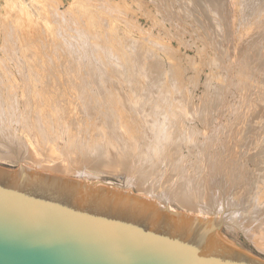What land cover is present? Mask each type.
Here are the masks:
<instances>
[{"label": "rangeland", "instance_id": "1", "mask_svg": "<svg viewBox=\"0 0 264 264\" xmlns=\"http://www.w3.org/2000/svg\"><path fill=\"white\" fill-rule=\"evenodd\" d=\"M262 49H264V0H0V92L3 93H0L1 99L6 100L2 96L4 95V91L9 92L10 89L8 88H12L13 90L11 91L13 92L17 89H25L24 91L27 92L26 88H22L23 83L30 81V83L34 84L32 85L29 83V86L26 83L28 85V89L29 87L30 89H35L36 87L37 89H40L44 81V89H40L39 92L41 94L48 92L53 96V98L50 97L52 99H50L51 102H47V105L49 104L48 106L51 110V113L56 112L53 111L55 109H58V111L64 110L59 112L57 111L58 114H55L57 117L53 115L55 122L60 123L58 124L61 125L62 130H64L70 123L71 126L69 125V128L71 130L73 129L74 125L78 126V129H75L74 131L72 130L75 134L71 131L72 134L75 135L73 137L74 142L76 143H73L75 146L70 145L72 150L71 153L75 152L74 147H78L79 145L82 146L76 148V155L69 153L71 150L66 154L80 159L84 156V149L82 148L87 142L89 144L91 143V151L94 153L95 150H97L95 144H97L98 147V143L96 141H98L100 144L101 140L99 141V139H101L102 137L105 138L106 136H108L106 138H108V141L111 142H109L110 144L117 145L120 143L122 145H128V142H131V144L135 145V141L133 140L135 139L136 142L138 141V143H141L142 146H146L147 144L149 146H154L155 148L154 144H156V142L160 139H163L164 135L168 133L174 126V120H172V110H174V105H172L173 103L171 102H173V99L178 100L179 103L184 100L182 102V107L185 106L183 103H187L189 105L188 107L192 109L193 112L195 111L194 114L197 118L196 123H198V125L196 123L195 125H193V130L195 131V133L197 131L199 133L201 132V129H199V125L202 126V124H199V117L197 115V113H199V116H203V118L206 117V119H209L211 129H208V133H211V131L213 130V135L214 138H216V143H218L219 145L221 141L222 143L225 142V146L222 147V149L219 151V153L222 154L221 156L220 154L218 156L226 157L227 153L229 155L233 154V152H239L238 156L241 158V161L237 160L241 164L235 161L236 159L231 158L229 160L228 171L231 170V173L233 175L230 172L226 174L228 175L227 178L232 177L233 179L235 175L238 176L240 175V172H242L240 175L241 177L233 180L231 179L232 181L228 179L235 184L226 183L228 186L225 183L221 185L217 184L212 192H215L214 190L219 192L217 193L215 201L213 200L214 204L209 205V207L213 206L215 210L207 211L208 214H205L203 217L212 219L222 218L224 222L219 229H215L212 226V222H210V228L213 231L214 235H216V237L220 239V241L224 244L229 245L232 248L255 257L261 261H264V250H262L261 247H257L245 235L246 228L243 227L244 219H241L242 223H240V219H230V213H232V210L234 212L243 210L244 212L248 211L247 214H249L250 218H252L253 220H257L256 215H259L258 213H260V210L255 211L254 207L258 209V201H260L259 199H264V197H260L264 196V191L262 189H258L260 188V186H262L261 183L264 179V111L261 110V114H259V112L261 111L250 114V112L248 113V109L244 108L245 105L242 104L239 99V94L241 93L239 91H242L244 89L248 90L249 86L254 88V90H252V88H249V90H252L250 91L251 93L264 91V75L257 76L253 69L248 68V63L246 62L250 56H253L252 54L254 52V55H256V53H260ZM248 51L253 53L249 54ZM245 53L249 54L246 55V59H244L245 57L243 56ZM241 69L243 70L242 72ZM23 76V81H21V77ZM255 76L259 77V79H256ZM83 77L84 79H86L83 80V82L86 81L85 84L79 79H83ZM25 78L30 79L29 81H25ZM7 79H9L10 82L12 81V83L8 82ZM172 79L174 82H172ZM16 80H19V82L17 81V84ZM32 80H36L37 82ZM38 80H41L40 83L38 82ZM88 80H90L91 82ZM20 81L21 84H19V88L18 83H20ZM70 81H73L71 84L72 86H75L76 89L77 86L80 85L81 87L78 86V89H81L80 91H82L83 94H90V91L91 94H94H90V96L87 95L86 98L88 97V100L84 99L81 92H73L76 89L72 86L70 87ZM75 82L79 83L77 84ZM8 83L11 84V86L9 85L10 87L8 86ZM174 83L175 85H173ZM15 84L17 86H15ZM86 84L88 86H86ZM124 84H127V87ZM256 84L258 86H256ZM13 86H15V89L13 88ZM32 86L34 87L32 88ZM105 86H107L108 88ZM148 86H150V88ZM173 86H175V88L177 89H174ZM109 87L111 90L109 89ZM169 87L173 88L170 89ZM72 88H74L75 90ZM37 89L35 90L38 92ZM84 89H89L87 91L88 93L85 92ZM116 89L118 90L115 91ZM178 89L180 90L177 91ZM119 90H121V92ZM129 90H131V92H128ZM144 90H146V92L148 91V93L144 92ZM42 91L46 92L42 93ZM105 91L108 92L106 93ZM136 91H138V93ZM25 92L23 93V95H28V93ZM151 92L154 93L151 94ZM171 93L174 94L175 98H173V95ZM49 94L47 96H51ZM95 94H98L99 97ZM104 94H110V97H106L108 95ZM100 95H102V97H100ZM66 97L69 99H67ZM121 97H129V99H121ZM22 98L23 96H21V94H19L16 98V101H18L17 103H19L20 105L19 109L25 106V104L26 107L28 104H30L28 105V107H32V109L34 110L36 106L39 105L40 107L38 106V108L36 109H40L42 107L41 105H43V103H40L41 105L39 104L40 97L36 98L37 100L34 98V101L33 98L29 99L31 98V96H28L26 99L23 98L26 101L27 99L31 102L33 101V105L30 101H27L28 103H24ZM77 99L82 100L81 102H78L80 100ZM143 99H146L147 101H143ZM35 100L37 101L36 103ZM120 100L123 101L121 102V104L119 103ZM85 101L87 105L83 104ZM104 101L107 103V106ZM135 101L139 102V104ZM8 102L10 101H7L6 104H8ZM88 103L90 106H88ZM123 103H131V105L126 104V107L132 109H126V107L122 106ZM118 104L120 105L118 106ZM134 104H136L138 107ZM77 105L79 106V108ZM116 105L118 106V108H116ZM5 106L7 105H4L3 107L6 109L4 110V112L6 113L7 111L8 115V111L10 109L7 110L8 106ZM67 106L69 109L67 108ZM74 106H76V108H78L79 110H77ZM80 106L82 108H80ZM86 106H88V108ZM111 106L115 107L116 110L115 108H108ZM157 106L159 107L157 108ZM168 106L172 107L168 108ZM210 106L212 107V109H209L211 108ZM84 107L87 109H85ZM197 107H199V111H197ZM144 108H146L148 111L146 110V112ZM202 108H204L205 110L203 109V111ZM88 109H90V112ZM109 109L113 110L109 111ZM137 109L139 110L136 111ZM153 109L156 111H154ZM159 109L164 110L159 112ZM235 109L237 114L235 113ZM122 110L126 111L127 113H124V111ZM170 110L172 111V113ZM75 111H79V116H76L77 114L75 113ZM163 111L166 114L168 113V115L169 113L171 114L168 116L163 113V116ZM13 112L17 113V111ZM112 112H114V114H118L114 115ZM138 112L140 113V115H136L139 114ZM51 113L50 116H52ZM82 113L85 114L82 115ZM129 113L133 114V116L135 114V116L133 117ZM141 113H144L145 115H141ZM155 114L161 115V118L159 119L161 123L158 122L159 125H157L159 127L163 126L161 128V131L159 127H156L157 123L151 126L152 123L155 122L148 118L149 116H156ZM7 115L4 117L2 116L3 119H5L4 122L6 121ZM117 115L119 116L117 117ZM245 115L248 117H246ZM63 116L68 118L71 117L72 121H69L70 119L66 120L68 123L70 122L68 124L65 120H63L65 119V117ZM142 116H147L149 120L145 117L144 119L151 121L150 126L149 124H147V122H145V120H142ZM77 117H79L78 119L81 120H73ZM129 118L135 119L129 120ZM246 118H251L252 121L251 119L249 120ZM260 118L261 120H259ZM9 119L11 120V118ZM59 119L61 120V122ZM237 119L239 121H237ZM254 119H256L257 122L258 120L260 121L259 123H257L259 124L258 126H256V120ZM120 120L123 124L120 122ZM134 120L137 122H135ZM9 121L7 120V123L3 122L4 124H2V126L4 127L0 125V130H3V128L5 129V131L3 130V132L0 131L1 168L15 171L19 168L20 165H23V163L26 162L23 166L29 169H32L34 166L35 169L38 170V172H41L43 174L72 178L76 181H93L97 182V185L101 187H104L106 189L111 188L123 193L128 191L125 183L126 176H124L127 172L126 170H121L118 167H113L109 170L103 169L104 171L101 169L100 171V168H96L97 170H95L94 166V168L91 169L92 167L85 164L86 161L82 162L84 160H81L76 163L81 165V169L79 168V171L66 173L65 175L59 174L61 171L59 170L61 168L59 167V164L60 162H62V160H65L66 154H54V157H56L54 159V157L49 154L50 152L47 155L48 151L46 152L44 150L45 148L43 147L41 149V152L45 151L43 154L47 156H43V154L40 155L41 152H35L34 150L36 144L39 143L38 141L36 144L33 142L36 140L35 137L29 135L27 131H23V129L25 128H23L21 125L18 124V126L17 124H15V122L11 123ZM75 122H77L78 124ZM142 122H145V124H140ZM62 124L64 125L62 126ZM222 124L224 127L222 126ZM132 125L138 128L137 132L139 134L136 132V128H132ZM144 125L146 129L145 127H143ZM242 125L245 126L242 127ZM141 126L143 128H141ZM154 127L156 130L153 129ZM167 127L168 129H166ZM21 128L23 129L21 130ZM69 128L67 127V131L70 130ZM225 128L230 130L227 131ZM215 129L218 130L215 131ZM76 130H80V132L78 131V135ZM139 130L141 133L139 132ZM143 130H148V132H144ZM237 130L238 134L233 132ZM242 130L244 131L241 132ZM104 131H106V135ZM23 132L25 133L23 134ZM226 132H228L229 135L234 133L235 134L230 135V138L224 139L223 134H227ZM3 133H5V135ZM144 133L145 135H143ZM195 133L194 135H196ZM63 134L67 136L66 132ZM152 134L154 135L152 136ZM253 134L258 136H255ZM238 135L240 136L238 137ZM65 136L63 137L67 140V137ZM76 136L78 138H81L78 139L76 138ZM202 137L203 136H200V141L203 140V142H207L208 139L206 140L204 137V139ZM218 137H223V140L218 141ZM249 137H255L256 139H251ZM33 138L35 140H33ZM231 138L234 140H232ZM78 140L79 143H77ZM188 140L190 141V139ZM227 140H229V142ZM231 140L235 141L233 142L234 144ZM84 141L86 143H84ZM121 141L124 143H121ZM23 142L27 143L25 144ZM60 142L61 145L62 141ZM237 142L239 144H237ZM182 144L185 143L182 142ZM228 144L231 145H229L228 147ZM38 147H40L39 144L37 148ZM158 147L159 145L157 144L156 151H154V148L152 150L155 154L154 159L158 158L162 153L159 152ZM29 148L32 150L29 151L30 153L27 152ZM213 149L214 148L212 147V151L205 154H203L202 151H188L184 148L177 151L178 154H176L177 152L175 153L177 155V157L175 158L179 160L177 161V168L179 169L180 173L178 172L179 175L177 173L175 175L178 177V179L175 176L173 178L177 179L178 183H183L186 177L188 178L192 175L193 178L196 176L197 179L201 178L202 180L200 179L199 181H203L202 183L194 180L195 183L193 185H195L194 189L197 190V194L202 193L201 196H203V193H206L208 187L206 182H204L205 180L203 178V175L205 177V172L207 170H209L213 166L214 168L216 167V165L214 164L215 162L216 164H219L221 162L220 157L214 156V153H212L214 152ZM32 152L34 157H36L38 160L34 161L30 159L33 157H31ZM27 153H29V156H26L28 155ZM77 155H79L80 157ZM48 156H51V158ZM217 158L220 161H218ZM47 159H50V161L44 162V160ZM19 160L23 162H19ZM180 160H182V162H180ZM38 161L39 163H36ZM150 161L153 160L150 159ZM80 162H82L83 164ZM154 162L156 164L150 167V174L148 173L146 177H143L141 179L142 183L140 184V186L141 188L148 190H152L153 188L151 187L154 186L155 188L157 186L155 189L156 191H159V186H161L160 183L164 180L163 178H165V174L163 172H160L162 165L161 159ZM202 163H204L205 165ZM209 163L214 165L211 166ZM84 164L87 166H85ZM184 165L186 168H184ZM231 165H233V168ZM70 166L71 164H69V167L67 168H70ZM55 167H58L59 169ZM154 167H156V169ZM51 168L54 171L57 169L58 173L49 171ZM157 168L159 171L157 170ZM196 168L197 170H195ZM184 169H186V171ZM232 170L236 172L235 175ZM229 175L231 177H229ZM236 180H238V182H236ZM155 183L157 185H155ZM199 184H202V186L204 185L203 187H205L206 191H204L205 189L203 187H200L201 185L199 186ZM256 185L260 186L255 187ZM238 188H240V190ZM200 189H202L203 192H201L202 190ZM227 189L229 190L228 193ZM234 190L237 192H235ZM260 190L263 191V194H261L262 191ZM130 191V194L133 195H137L139 192L135 186H132ZM259 192L261 195L259 194ZM255 193L256 196L254 197ZM258 195L260 196L258 197ZM231 196H235V198H231ZM238 196L240 197L237 198ZM171 197H173L172 194ZM248 197H250V199L247 200ZM251 197H253V199ZM171 199H166L164 197L163 199L158 201L155 199H150L149 201L160 205H165L169 208V210H174L175 212L185 213L189 215L184 205H181L174 201V197ZM227 200H229L228 202L230 203H228ZM239 200L243 202H239ZM255 204L256 206H254ZM221 205H223V208L219 211V209L222 207ZM250 206L252 207V210ZM213 211H215V213ZM236 222L239 223L237 224ZM233 224V228L235 229L230 230L228 227L229 225L232 226ZM215 230H218L217 232L219 235L215 232Z\"/></svg>", "mask_w": 264, "mask_h": 264}, {"label": "water", "instance_id": "2", "mask_svg": "<svg viewBox=\"0 0 264 264\" xmlns=\"http://www.w3.org/2000/svg\"><path fill=\"white\" fill-rule=\"evenodd\" d=\"M222 218L0 167V264H264L222 243Z\"/></svg>", "mask_w": 264, "mask_h": 264}, {"label": "bare ground", "instance_id": "3", "mask_svg": "<svg viewBox=\"0 0 264 264\" xmlns=\"http://www.w3.org/2000/svg\"><path fill=\"white\" fill-rule=\"evenodd\" d=\"M216 5V4H215ZM215 5H214V7H215ZM250 8V7H249ZM215 9V8H214ZM245 12V11H244ZM243 14V13H242ZM241 14V15H242ZM181 15V14H180ZM172 16V15H171ZM245 18V17H244ZM258 18V17H257ZM174 39H175V37H174ZM113 42V41H112ZM249 50H251V49H249ZM247 51V50H246ZM244 53V52H243ZM248 53L250 54H252L253 52H249L248 51ZM255 53V52H254ZM254 53L252 54L253 56H250L248 59H247V63H248V68H250V69H253V71L255 72V74L258 76V75H264V49H262V51H260V53H256V55H254ZM249 54H242L245 58L244 59H246L247 58V56L246 55H249ZM241 56V55H240ZM178 59V58H177ZM238 59V58H237ZM242 62V61H241ZM172 63H174V62H172ZM239 63V62H238ZM242 66V65H241ZM244 67H245V65H244ZM238 68V67H237ZM244 69V68H243ZM243 70L241 69V72H242ZM249 71H251V70H249ZM246 72H247V70H246ZM254 72H252V73H254ZM244 73V72H243ZM245 75H247V74H245ZM249 75H251V74H249ZM25 76V75H24ZM24 76L23 77H21L22 78V80L21 81H23V78H24ZM30 76V75H29ZM75 76V75H74ZM87 76V75H86ZM89 76H91V75H89ZM37 77V76H36ZM41 77V76H40ZM39 77V78H40ZM76 77H77V75H76ZM149 77V76H148ZM179 77V76H178ZM256 77V76H255ZM33 78H34V76H33ZM259 79V77H256V79ZM29 79L30 78H25V81H29ZM60 79V78H59ZM64 79V78H63ZM72 79V78H71ZM82 82H83V80H86V79H84V77H83V79L82 78H79ZM93 79V78H92ZM95 79V78H94ZM101 79V78H100ZM107 79V78H106ZM114 79V78H113ZM180 79V78H179ZM178 79V80H179ZM254 79V78H253ZM53 80V79H52ZM54 80H55V78H54ZM261 80V79H260ZM7 81L8 82H10V80L9 79H7ZM17 81L19 82V80H16V84H17ZM21 81H20V83H18V87L20 88V86H19V84H21ZM24 81V82H25ZM32 81H36V80H32ZM40 81L41 80H38V82L40 83ZM47 81V80H46ZM79 81V80H78ZM80 81V82H81ZM88 81H90V80H88ZM176 81V80H175ZM254 81V80H253ZM264 81V80H263ZM13 82H15V81H13ZM37 82V81H36ZM73 81H70V87L72 86V83ZM86 82V81H85ZM85 82H83L84 84H85ZM91 82V81H90ZM110 82V81H109ZM172 82H174L173 81V79H172ZM10 83H12V81L10 82ZM29 86H30V84H32V83H30V81L29 82H26ZM26 83H23L22 85H23V87L22 88H26V90H27V92H25L23 89H17V90H14V92L13 91H11V90H13L12 88H8V89H10L9 90V92H6V91H4V95L2 96V97H4L7 101H10V102H8V104H6L7 103V101L6 100H4V99H1L0 98V125L2 126V124H4L7 120L9 121L10 119L9 118H11V120L9 121V122H15V124H19V125H21L23 128H25V129H23V128H21V130L23 129V131H27V133L29 134V135H32V137L34 136L35 137V139L33 138V140H35V141H33L35 144L37 143V141L39 142L38 144L40 145V147H38L37 148V146H38V144H36V146H35V152H41V149L44 147L45 149V151L47 152V155H48V153L50 154V155H52L53 157H54V154H57V153H59L58 155H60V154H62V153H67V152H69L70 150H71V147H70V145L72 146V145H74L73 143H75L74 142V137L73 136H75L74 134V130L75 129H78V126H75L74 125V127H76V128H74L73 127V131L69 128V125L71 124L70 122V124L66 121V120H69V121H72L71 120V117H65V116H63V117H65V119H63V120H65L69 125H67L66 126V128H65V126H64V130H62V127H61V125H59L58 123H56L55 122V119L53 118V115H55L56 113H57V111H58V109L56 110L55 108L57 107L56 105H58V104H60V103H62V102H60V103H58V104H56L55 106V110H53V111H56V112H53V113H51V110H50V108H49V104L47 105V102H49L50 101V97H52L53 98V96L51 95V94H49L48 92V94L49 95H51V96H47L48 94L47 93H44V94H41L39 91H40V89L42 90V89H44L43 87L45 86V83H44V81H43V85L40 87V89L38 88L37 89V87L35 88V89H37L38 90V92L35 90V89H30V87H29V89H28V85L26 84ZM30 83V84H29ZM39 83H36V84H39ZM52 83H54V82H52ZM63 83V82H62ZM68 83V82H67ZM75 83H77V82H75ZM74 83V84H75ZM79 83V82H78ZM77 83V84H78ZM106 83V82H105ZM122 83V82H121ZM130 83H132V82H130ZM255 83V82H254ZM5 84H6V81H5ZM15 84V86H17ZM34 84V83H33ZM32 84V85H33ZM57 84V83H56ZM111 84V83H110ZM109 84V85H110ZM172 84V83H171ZM180 84H182V83H180ZM252 84V83H251ZM2 85V84H1ZM11 86V84H9L8 83V86ZM108 85V84H107ZM125 85V84H124ZM127 85V84H126ZM125 85V86H126ZM133 85V84H132ZM173 85H175V83L173 84ZM9 86V87H10ZM15 86H13V88L15 89ZM52 86V85H51ZM78 86H80V85H78ZM77 86V89H76V87L75 86H72V87H74V88H72V89H74L75 91H73V92H81V94H83L82 93V91H80L81 89H78L79 87ZM86 86H88L87 84H86ZM102 86V85H101ZM142 86V85H141ZM145 86V85H144ZM171 86V85H170ZM256 86H258L257 84H256ZM1 87V86H0ZM7 87V86H6ZM34 86H32V88H33ZM47 87V86H46ZM50 87V86H49ZM53 87V86H52ZM51 87V88H52ZM81 87V86H80ZM105 87H107V86H105ZM111 87V86H110ZM110 87H109V89H110ZM117 87V86H116ZM121 87V86H120ZM127 87V86H126ZM149 88H150V86H148ZM174 87V89H177V88H175V86H173ZM173 87H171V88H173ZM247 87V86H246ZM263 87V86H262ZM5 88V87H4ZM3 88V89H4ZM85 88H87V87H85ZM108 88V87H107ZM106 88V89H107ZM114 88V87H113ZM136 88V87H135ZM170 88V87H169ZM170 88V89H171ZM245 88V87H244ZM249 88L251 89L252 87H250L249 86ZM249 88H248V90L247 89H244V90H240L239 92H241L240 94H239V99H240V102L242 103V104H244L245 105V107L244 108H247L248 109V113L250 112V114H254L255 112H259V111H264V91H261V92H258V93H254V92H250V91H252V90H254V88H252V90H249ZM83 89V88H82ZM154 89V88H153ZM156 89V88H155ZM173 89V90H174ZM240 89V88H239ZM242 89V88H241ZM257 89H259V88H257ZM47 90V89H46ZM77 90H79V91H77ZM85 90V92H87L89 89H84ZM83 90V91H84ZM91 90V89H90ZM108 90V89H107ZM111 90V89H110ZM118 89H116L115 91H117ZM161 90V89H160ZM180 89H178L177 91H179ZM188 90V89H187ZM236 90H237V88H236ZM260 90H262V89H260ZM29 91V92H28ZM34 91H36V92H34ZM94 91V90H93ZM97 91H99V90H97ZM101 91H103V90H101ZM120 92H121V90H119ZM142 91H143V89H142ZM150 91V90H149ZM162 91V90H161ZM176 91V90H175ZM174 91V92H175ZM256 91V90H255ZM12 92V93H11ZM15 92H17V93H15ZM28 93V95H26V96H24L23 95V93ZM30 92H32V93H30ZM43 92H46V91H42V93ZM84 92V93H85ZM106 92V91H105ZM104 92V93H105ZM108 92V91H107ZM106 92V93H107ZM113 92V91H112ZM123 92V91H122ZM128 92H131V90H129ZM137 93H138V91H136ZM144 92H146V90H144ZM188 92V91H187ZM0 93H2V92H0ZM34 93H36V94H34ZM37 93H40V94H37ZM88 93V92H87ZM90 94H91V91L89 92ZM111 93V92H110ZM125 93H127V92H125ZM125 93H123V94H125ZM146 93H148V91L146 92ZM152 93H154V92H151V94ZM3 94V93H2ZM1 94V95H2ZM19 94H21V96H23V98H27L28 96H31V98H29V99H32L33 98V101H34V98L36 99V98H39L40 97V102H39V104L41 103H43V105H41L42 107L40 108V109H36V108H38V106H36V108H35V110L34 109H32V107H28V105H30V104H28L27 105V107H26V104H25V106H23L22 108H20L19 109V107H20V105H19V103H17L18 101H16V98L18 97V95ZM29 94H31V95H29ZM46 94V95H45ZM53 94V93H52ZM69 94V93H68ZM86 94V93H85ZM83 94V98L84 99H87L86 98V96L88 95V96H90V94ZM92 94H94V93H92ZM91 94V95H92ZM98 94H99V92H98ZM98 94H95V95H97L98 97H99V95ZM101 94V93H100ZM114 94V93H113ZM119 94V93H118ZM172 94V93H171ZM179 94V93H178ZM193 94V93H192ZM36 95H38V96H36ZM104 95H108V94H104ZM110 95V94H109ZM106 96V97H110V96ZM143 95V94H142ZM150 95V94H149ZM155 95V94H154ZM165 95H167V94H165ZM173 95V98H175V96H174V94H172ZM176 95V94H175ZM188 95V94H187ZM64 96V95H63ZM66 96H68V95H66ZM71 96V95H70ZM69 96V97H70ZM75 96V95H74ZM85 96V97H84ZM116 96V95H115ZM129 96V95H128ZM148 96V95H147ZM152 96V95H151ZM150 96V97H151ZM156 96V95H155ZM171 96V95H170ZM56 97V96H55ZM58 97V96H57ZM100 97H102V95H100ZM104 97V96H103ZM111 97H112V95H111ZM136 97V96H135ZM150 97H149V99H150ZM161 97H162V95H161ZM177 97V96H176ZM182 97H184V96H182ZM192 97H193V95H192ZM192 97H190V98H192ZM22 98V100L24 101V103L25 102H27V101H30V100H28L27 99V101L25 100V99H23ZM59 98V97H58ZM67 98V97H66ZM75 98V97H74ZM82 98V99H83ZM91 98V97H90ZM90 98H89V100H90ZM125 98H127V99H129V97H125ZM125 98H123V97H121V99H125ZM133 98V97H132ZM138 98V97H137ZM157 98V97H156ZM172 98V99H173ZM60 99V98H59ZM67 99H69V98H67ZM82 99H77V100H80V101H78V102H81V100ZM83 99V100H84ZM98 99V98H97ZM100 99H102V98H100ZM108 99V98H107ZM113 99V98H112ZM116 99V98H115ZM120 99V98H119ZM152 99V98H151ZM168 99V98H167ZM176 99H179V98H176ZM186 99V98H185ZM217 99V98H216ZM238 99V98H237ZM6 101V102H4V101ZM20 100V99H19ZM37 100V99H36ZM35 100V103L37 102ZM52 100V99H51ZM61 100V99H60ZM88 100V99H87ZM141 100H142V98H141ZM157 100V99H156ZM164 100V99H163ZM22 101V102H23ZM32 101V102H33ZM69 101V100H68ZM74 101H75V99H74ZM97 101V100H96ZM103 101V100H102ZM109 101V100H108ZM112 101H114V100H112ZM143 101H147L146 99H143ZM143 101H141V102H143ZM160 101H161V99H160ZM172 101V100H171ZM184 100H182V102H183ZM31 102V101H30ZM29 102V103H30ZM31 102V103H32ZM51 102V101H50ZM54 102V101H53ZM77 102V101H76ZM76 102H74V103H76ZM88 102V101H87ZM90 102V101H89ZM99 102V101H98ZM117 102V101H116ZM121 102H123L122 100H120V104H121ZM131 102H133V101H131ZM135 102H137V101H135ZM150 102V101H149ZM182 102L181 103H179V101L178 100H175V99H173V102H171V103H173L172 105H174V110H172L173 111V113H172V111H171V113L173 114L172 116H173V119L172 120H174V123H173V128L168 132V133H166L165 135H164V137H163V139H160L159 141H157L156 142V144H154L155 145V148H154V146H149V145H147L146 144V146H142L141 145V143L139 144L138 143V141L136 142V140L135 139H133L134 141H135V145H133V144H131V142H128L129 144L127 145H122V144H120L118 141V143L119 144H110L111 142L110 141H108V138H106V137H108V136H106L105 138L104 137H102L101 139H99V141H100V144H99V142L98 141H96L97 143H98V147H97V144H95V146H96V149L97 150H95V152L93 153L92 151H91V143L89 144L88 142L86 143L85 141H84V143H86L85 144V146L82 148V149H84V156L83 155H81V156H83V157H81V159L80 158H77V157H72V156H70V155H68V154H66V156H65V160L63 161L62 160V162H60V166L59 167H61L60 169L58 168V167H55V168H58L59 170H61L60 171V173L59 174H63V175H65L66 173H70V172H74V171H79V168L81 169V165L80 164H76V163H78L79 161H81V160H84V161H82V162H85V164H87V165H89L90 167H92L91 169H93L94 167H95V170H97V169H99L100 171H101V169L103 170H109V169H112L113 167H118V168H120L121 170H126V175H124V176H126V178H125V183H126V187H127V189H128V191L127 192H125V193H123V192H119V191H116V190H114V189H111V188H104V187H101L104 191H106V190H108V191H111V192H115V193H119V194H122V195H126V196H130V197H132V198H135V199H138V200H141V201H144V202H147V203H149V204H152V205H154V206H157V207H159V208H162V209H165V210H169V208L167 207V206H165V205H160V204H157V203H154V202H152V201H149L150 199L152 200V199H155V200H161V199H163L164 197L166 198V199H171V198H173L174 197V201H176L177 203H179V204H181V205H184V207H186L185 209L188 211V213H189V215H195V216H197V217H202V218H204L203 216L205 215V214H208V212L207 211H212V210H215L214 208H213V206L211 207H209V205H213L214 204V201H215V198L217 197V193L219 192V191H216V190H214L215 192H212V190L217 186V184H219V185H221V184H223V183H227V184H235L234 182H231L233 179H236V178H238V177H241L240 175H241V173L242 172H240V175H238V176H236L235 174H236V172L234 171V170H232V172H234V175L236 176H234V178L232 179V177L230 176L232 173H231V170L230 171H228L229 170V168H228V163H229V160L232 158V159H236L235 161H237V160H239V161H241V158L238 156L239 155V152H233V154H229L228 155V153L226 154V157L225 156H222V157H220L221 156V154L222 153H219V151L222 149V147H224L225 145H224V143L225 142H223L222 143V141L220 142V144L218 145V143H216V138H214V135H213V130L211 131V133H208L209 131H208V129L211 127L210 126V123H209V119H206V117L205 118H203V116H199V113H197V115H198V117H199V119H198V121H199V124H202V126H200L199 125V129H201V134L197 131L196 133H195V131L193 130V125H195V123H196V116H195V114H194V112H193V110L192 109H190L188 106V104L187 103H183L185 106H183L182 107ZM238 102V101H237ZM28 103V102H27ZM34 103V104H35ZM104 103H106L105 101H104ZM103 103V104H104ZM138 104H139V102H137ZM147 103V102H146ZM154 103H155V101H154ZM192 103V102H191ZM190 103V104H191ZM38 104V103H37ZM36 104V105H37ZM70 104V103H69ZM78 104V103H77ZM79 104H81V103H79ZM83 104H85V105H87L86 104V101L83 103ZM92 104V103H91ZM111 104V103H110ZM120 104H118V106L120 105ZM126 104H129V105H131V103H123V107H126ZM143 104V103H142ZM4 105H7L8 106V108H7V110H9L8 111V115H7V111H6V113L4 112V110H6L5 108H3L4 107ZM32 105H33V103H32ZM76 105V104H75ZM102 105V104H101ZM105 105V104H104ZM135 106H137L136 104H134ZM162 105H163V103H162ZM167 105V104H166ZM166 105H164V106H166ZM171 105V104H170ZM239 105V104H238ZM7 106H5V107H7ZM78 106V105H77ZM88 106H90L89 105V103H88ZM88 106H86L87 108H88ZM97 106V105H96ZM106 106H107V103H106ZM109 106V105H108ZM117 106V105H116ZM118 106L116 107V108H118ZM134 106V107H135ZM194 106H196V105H194ZM26 109H25V108ZM35 107V106H34ZM40 107V106H39ZM61 107V106H60ZM75 108H76V106H74ZM82 107H83V105H82ZM81 106H80V108H82ZM103 107H105V106H103ZM138 107V106H137ZM159 106H157V108H158ZM170 107H172V106H168V108H170ZM199 107H201V106H199ZM199 107H197V111H199L198 109H199ZM211 107V106H210ZM239 107H241V106H239ZM249 107V108H248ZM27 108H29V109H27ZM63 108V107H62ZM61 108V109H62ZM67 108H68V106H67ZM78 108H79V106H78ZM78 108H76L77 110H79ZM85 108V107H84ZM87 108H85V109H87ZM108 108H115V107H113V106H111V107H108ZM107 108V109H108ZM116 108H115V110H116ZM128 107H126V109H127ZM140 108V107H139ZM147 108V107H146ZM146 108H144L145 109V111L147 110ZM164 108V107H163ZM232 108V107H231ZM237 108V107H236ZM30 109H32V110H30ZM66 109V108H65ZM69 109V108H68ZM71 109V108H70ZM84 109V110H85ZM103 109V108H102ZM125 109V110H126ZM129 109H132V108H128V110ZM143 109V110H144ZM196 109V108H195ZM204 108H202V110H203ZM209 109H212V107L211 108H209ZM36 110H38V111H36ZM82 110V109H81ZM89 110V112H90V109H88ZM110 110H113V109H109V111ZM127 110V111H128ZM139 109H137L136 111H138ZM154 110V109H153ZM162 110H164V109H162ZM161 109H159L158 111L160 112V111H162ZM166 110H168V109H166ZM205 110V109H204ZM203 110V111H204ZM239 110H240V108H239ZM246 110V109H245ZM10 111H12V112H10ZM13 111H17V113H14ZM50 111V112H49ZM59 111H64V110H59ZM58 111V112H59ZM71 111V110H70ZM122 111H124V110H122ZM132 111V110H131ZM136 111H134V112H136ZM144 111V112H145ZM148 111V110H147ZM146 111V112H147ZM154 111H156V110H154ZM169 111V112H170ZM196 111V112H197ZM262 111L261 112H259V114H261L262 113ZM82 112H84V111H82ZM126 111H124V113H125ZM133 112V113H134ZM141 112V111H140ZM208 112V111H207ZM242 112V111H241ZM240 112V113H241ZM50 113L52 114V116H50ZM63 113H65V112H63ZM71 113V112H70ZM75 113L77 114L76 116H79L78 115V113H79V111H75ZM75 113H73V114H75ZM109 113V112H108ZM113 114H114V112H112ZM123 113V112H122ZM123 113V114H124ZM127 113V112H126ZM132 113V112H131ZM131 113H129V114H131ZM139 113V112H138ZM163 113H165L164 111L162 112V115H163ZM171 113H169V115L171 114ZM209 113V112H208ZM235 113H236V109H235ZM239 113V114H240ZM4 114H6L7 115V117H6V121L4 122V120L5 119H3V117L4 116H6V115H4ZM58 114V113H57ZM72 114V113H71ZM83 114H85V113H82V115ZM89 114V113H88ZM112 114V115H113ZM116 114H118V113H116ZM116 114H114V115H116ZM145 115L144 113H141V115ZM157 114V113H156ZM155 114V115H156ZM160 114V113H159ZM166 114V113H165ZM204 114V113H203ZM202 114V115H203ZM237 114V113H236ZM238 114V115H239ZM242 114V113H241ZM4 115V116H3ZM102 115H105V114H102ZM127 115V114H126ZM125 115V116H126ZM136 115H140V113L139 114H136ZM148 115V114H147ZM166 115H168V113L166 114ZM168 115V116H169ZM237 115V116H238ZM3 116V117H2ZM56 116V115H55ZM59 116V115H58ZM71 116V115H70ZM74 116V115H73ZM86 116H88V115H86ZM96 116H98V115H96ZM119 115H117V117H118ZM131 116H133V114H131ZM134 116H135V114H134ZM133 116V117H134ZM152 116V115H151ZM164 116V115H163ZM240 116V115H239ZM246 116V115H245ZM252 116V115H251ZM263 116V115H262ZM57 117V116H56ZM55 117V118H56ZM75 117V116H74ZM144 117L146 118V119H151V120H153V122H155V123H152V125L151 126H153L154 124H156V127H159V126H157V125H159L158 124V122H160L159 121V119L161 118V115H156V116H154L153 115V117H148L147 118V116H142L141 118H142V120L144 121L145 119H144ZM246 117H248V116H246ZM258 117H259V115H258ZM67 118V119H66ZM79 117H77V118H75V119H73V120H75L76 121V119H78ZM89 118V117H88ZM96 118V117H95ZM113 118H116V117H113ZM138 118H140V117H138ZM158 118V119H157ZM236 118V117H235ZM253 118V117H252ZM254 118H255V116H254ZM103 119V118H102ZM111 119V118H110ZM121 119H125V118H121ZM133 120V119H135V118H129V120ZM148 119V120H149ZM163 119H164V117H163ZM246 119H251V118H246ZM256 119H258V118H256ZM256 119H254V120H256ZM60 120V119H59ZM78 120H81V119H78ZM94 120V119H93ZM116 120H118V119H116ZM115 120V121H116ZM148 120H145V122H147V124H149V126H150V122L151 121H148ZM259 120H261V118L259 119ZM258 120V122H257V120L255 121V123L257 124V123H259L260 121ZM87 121V120H86ZM89 121V120H88ZM105 121V120H104ZM135 121V120H134ZM237 121H239L238 119H237ZM236 121V122H237ZM241 121V120H240ZM247 121V120H246ZM251 121H252V119H251ZM251 121H248V122H251ZM263 121V120H262ZM4 122V123H3ZM60 122H61V120H60ZM120 122H121V120H120ZM135 122H137V121H135ZM145 122H142V123H140V124H145ZM7 123V122H6ZM64 123V122H63ZM75 123H77V122H75ZM122 123V122H121ZM161 123V122H160ZM234 123V122H233ZM243 123V122H242ZM246 123V122H245ZM73 124V123H72ZM78 124V123H77ZM76 124V125H77ZM84 124V123H83ZM98 124H100V123H98ZM102 124V123H101ZM117 124H118V121H117ZM123 124V123H122ZM129 124V123H128ZM131 124H132V122H131ZM136 124H138V123H136ZM172 124V123H171ZM197 125H198V123H196ZM213 124V123H212ZM235 124V123H234ZM253 124H254V122H253ZM261 124V123H260ZM18 125V126H19ZM64 124H62V126H63ZM96 125H97V123H96ZM133 125H134V123H133ZM132 125V126H133ZM169 125V124H168ZM218 125V124H217ZM259 124H257L256 126H258ZM71 126V125H70ZM83 126V125H82ZM102 126V125H101ZM115 126H116V124H115ZM139 126V125H138ZM222 126H223V124H222ZM245 126V125H244ZM243 125H242V127H244ZM255 126V125H254ZM2 127H4V126H2ZM61 127V128H60ZM67 127L70 129V130H68L67 131ZM93 127V126H92ZM97 127V126H96ZM118 127V126H117ZM143 127H145V125L143 126ZM142 126H141V128H143ZM163 127V126H162ZM161 126L159 127L160 128V131H161V128H162ZM197 127V126H196ZM195 127V128H196ZM212 127H214V126H212ZM224 127V126H223ZM261 127H262V125H261ZM264 127V126H263ZM1 128V127H0ZM82 128V127H81ZM94 128V127H93ZM125 128V127H124ZM132 128H136V132H137V130H138V128L137 127H132ZM217 128V127H216ZM229 128V127H228ZM15 129V128H14ZM17 129H18V127H17ZM60 129V130H59ZM89 129V128H88ZM99 129H101V128H99ZM145 129H146V127H145ZM154 130H156L155 129V127L153 128ZM158 129V128H157ZM166 129H168V127L166 128ZM211 129V128H210ZM221 129V128H220ZM226 129V128H225ZM253 129V128H252ZM251 129V130H252ZM3 130L5 131V129L3 128ZM3 130H0V131H2L3 132ZM10 130V129H9ZM101 130H103V129H101ZM127 130V129H126ZM125 130V131H126ZM140 130H142V129H140ZM140 130H139V132H140ZM154 130H152V131H154ZM216 130H218V129H215V131ZM223 130V129H222ZM227 131L228 130H230V129H226ZM235 130V129H234ZM247 130V129H246ZM74 133V134H72V132ZM77 131V130H76ZM79 132H80V130H78ZM78 131H77V135H78ZM82 131V130H81ZM89 131V130H88ZM144 132H148V130L146 131V130H143ZM149 131H151V130H149ZM159 131V130H158ZM200 131V130H199ZM220 131V130H219ZM244 130H242L241 132H243ZM253 131V130H252ZM257 131V130H256ZM1 132V133H2ZM14 132H15V130H14ZM16 132H17V130H16ZM67 133V136H65V134H63V133ZM100 132V131H99ZM106 131H104V133H105ZM122 132H123V130H122ZM233 132H235V133H237L238 134V130L237 131H233ZM247 132V131H246ZM6 133V132H5ZM5 133H3L4 135H5ZM25 132H23V134H24ZM102 133V132H101ZM117 133V132H116ZM138 133V132H137ZM141 133V132H140ZM149 133H153V132H149ZM156 133V132H155ZM194 133L196 134V135H194ZM227 134H223V137H224V139L225 138H230L229 136L230 135H234V134H230L229 135V133L228 132H226ZM230 133H231V131H230ZM255 133V132H254ZM2 134V135H3ZM14 134H16V133H14ZM13 134V135H14ZM63 134V135H62ZM103 134V133H102ZM107 133H105V135H106ZM118 134V133H117ZM139 134V133H138ZM158 134V133H157ZM241 134V133H240ZM133 135V134H132ZM141 135V134H140ZM143 135H145V133L143 134ZM154 134H152V136H153ZM192 135H194V136H192ZM244 135H247V134H244ZM253 135H255V134H253ZM63 136H65V137H67V140L66 139H64V137ZM82 136V135H81ZM89 136H91V135H89ZM112 136V135H111ZM150 136V135H149ZM159 136V135H158ZM200 136H203L206 140H207V142H203V140H201L200 141ZM240 135H238V137H239ZM249 136H251V135H249ZM255 136H258V135H255ZM28 137H30V136H28ZM84 137V136H83ZM94 137V136H93ZM157 137V136H156ZM202 137V138H203ZM206 137H208V138H206ZM223 137H218L217 138V140L218 141H220V140H223L222 138ZM248 137V136H247ZM6 138V137H5ZM76 138H78L77 136H76ZM81 138V137H80ZM80 138H78V139H80ZM115 138V137H114ZM144 138V137H143ZM201 138V139H202ZM203 138V139H204ZM232 138H234V137H232ZM231 138V139H232ZM249 138H251V137H249ZM254 139H256L255 137H253ZM253 138H251V139H253ZM88 139V138H87ZM86 139V140H87ZM102 139H104V140H102ZM118 139H119V137H118ZM131 139V138H130ZM145 139V138H144ZM183 139V140H182ZM188 139H190V141L188 140ZM235 139H237V138H235ZM239 139V138H238ZM244 139V138H243ZM248 139V138H247ZM85 140V139H84ZM93 140V139H92ZM114 140H116V139H114ZM123 140V139H122ZM126 140V139H125ZM154 140H156V139H154ZM232 140H234V139H232ZM231 140V141H232ZM245 140V139H244ZM249 140V139H248ZM25 141V140H24ZM26 141H28V140H26ZM60 141H62V144L60 145ZM81 141V140H80ZM83 141V140H82ZM90 141H91V138H90ZM228 142H229V140H227ZM59 142V143H58ZM110 142V143H109ZM116 142V143H117ZM126 142V141H125ZM182 142L183 143H185V144H182ZM233 142H235V141H232V143ZM13 143V142H12ZM23 143H25V142H23ZM27 143V142H26ZM25 143V144H26ZM50 143V144H49ZM77 143H79V140L77 141ZM113 143V142H112ZM121 143H124V142H122L121 141ZM143 143V142H142ZM145 143V142H144ZM149 143V142H148ZM21 144V143H20ZM76 144V143H75ZM159 145V147H158V149H159V152H162L161 153V155H159V157L158 158H156V159H154V151H156V145ZM234 144V143H233ZM237 144H239L238 142H237ZM31 145H32V143H31ZM79 145V144H78ZM229 145H231V144H228V147H229ZM75 146V145H74ZM80 146H82V145H79L78 147H80ZM227 146V145H226ZM235 146V145H234ZM18 147V146H17ZM33 147V146H32ZM78 147H74V150H75V152H76V148H78ZM212 147L214 148L213 149V151L214 152H212V153H214V156H217V157H220V160H221V162L219 163V164H216V162L214 163L215 165H216V167L214 168V164L212 165L211 163H209L211 166H213L212 168H210L209 170H205L206 172H205V177H204V175H203V178H204V182H206V184L208 185V187H207V191H206V189H205V187H203L202 186V184H199V186L200 187H203L205 190L204 191H206V193L204 192L203 194V196H201V194H197L198 192H197V190L196 189H194V186L195 185H193L195 182H194V180H197V181H199L201 178H196V177H192V176H190V177H186L185 178V180L183 181V183H178L177 182V179H178V177L177 176H175L176 175V173L179 175V173H180V171H179V169L177 168V161H179V160H177L175 157H177V155L176 154H178V152L177 151H179V150H182L183 148L184 149H187L188 151H202V153L203 154H205V153H209V152H211L212 151ZM61 148V149H60ZM101 148H103V149H101ZM153 148H154V151H152L153 150ZM28 149V148H27ZM81 149V148H80ZM33 150V151H34ZM73 150V151H74ZM229 150V149H228ZM239 150V149H238ZM29 151H32L30 148H29V150L27 151V152H29ZM45 151H43V152H41V154L40 155H42ZM188 151H187V153H188ZM223 151V150H222ZM231 151V150H230ZM24 152V151H23ZM72 152V150L69 152V153H71ZM75 152L74 153H71V154H75ZM177 152V153H176ZM30 153V152H29ZM29 153H27L28 155H26V156H29ZM176 153V154H175ZM191 153H194V152H191ZM190 153V154H191ZM230 153V152H229ZM78 154V153H77ZM81 154V153H80ZM189 154V155H190ZM211 154V153H210ZM220 154V156H218ZM47 155H44L43 154V156H47ZM57 155V156H58ZM64 155V154H63ZM76 155V154H75ZM176 155V156H175ZM197 155V154H196ZM25 156V157H26ZM33 156V157H32ZM62 156V155H61ZM77 156H79V155H77ZM170 156V157H169ZM172 156V157H171ZM206 156V155H205ZM237 156V157H236ZM31 157L32 158H30V159H32V160H38L36 157H34V155H33V152L31 153ZM48 157H50L51 158V156H48ZM52 157V158H53ZM67 157V158H66ZM80 157V156H79ZM96 157H98V158H96ZM182 157V156H181ZM204 157V156H203ZM210 157V156H209ZM242 157V156H241ZM27 158V157H26ZM36 158V159H35ZM56 157H54V159H55ZM60 158V157H59ZM150 159H152L153 161H150ZM159 159H161V173L163 172L165 175H164V177L165 178H163L162 180L163 181H161V186H159V188H160V190L159 191H156V187L154 188V186L153 187H151V188H153L152 190H148V189H144V188H141V186H140V184L142 183V181H141V179L143 178V177H146L147 175H148V173H149V171H150V167H152L153 165H155L156 163L154 162V161H156V160H159ZM205 159V158H204ZM29 160V159H28ZM31 160V161H32ZM217 160L218 161H220L218 158H217ZM39 161H41V160H39ZM39 161L38 162H36V163H39ZM46 161H50V159H47V160H44V162H46ZM215 161V160H214ZM239 161H237V162H239ZM261 161V160H260ZM19 162H23V161H21V160H19ZM25 162V161H24ZM82 162H80V163H82ZM153 162V163H152ZM180 162H182V160H180ZM231 162V161H230ZM26 163V162H25ZM25 163H23V165L25 164ZM35 163V162H34ZM58 163V162H57ZM213 163V162H212ZM218 163V162H217ZM240 163V162H239ZM239 163H237V164H239ZM21 164V163H20ZM30 164V163H29ZM61 164H62V166H61ZM69 164H71V166H70V168H67V167H69ZM83 164V163H82ZM84 164V165H85ZM178 164H180V163H178ZM190 164V163H189ZM202 164H204V163H202ZM241 164V163H240ZM23 165H20L19 166V168L17 169V170H19L21 167H24V168H26L25 166H23ZM43 165H45V164H43ZM80 165V166H79ZM87 165H85V166H87ZM182 165V164H181ZM205 165V164H204ZM218 165V166H217ZM37 166V165H36ZM48 166V165H47ZM50 166V165H49ZM53 166V165H52ZM94 166V167H93ZM232 166V168H233V165H231ZM164 167H165V169H164ZM54 168V169H55ZM97 168V169H96ZM155 169H156V167H154ZM184 168H186L185 167V165H184ZM201 168V167H200ZM231 168V169H232ZM239 168V167H238ZM27 170H29L30 172H35V173H41V172H38V170L37 169H35V167L33 166V168L32 169H29V168H26ZM41 169V168H40ZM36 170V171H35ZM103 170V171H104ZM118 170V169H117ZM152 170V169H151ZM157 170H158V168H157ZM185 171H186V169H184ZM195 170H197V168L195 169ZM49 171H51V172H54V173H58V171H57V169L54 171V170H52V168L49 170ZM57 171V172H56ZM113 171V170H112ZM159 171V170H158ZM188 171V170H187ZM237 171V170H236ZM243 171V170H242ZM62 172V173H61ZM115 172V171H114ZM120 172V171H119ZM123 172H125V171H123ZM179 172V173H178ZM182 172V171H181ZM208 172H210V173H208ZM231 173L230 175H229V177H231V178H227L228 177V175H226L227 173ZM153 173V172H152ZM41 174H43V173H41ZM86 174H88V173H86ZM150 174V173H149ZM158 174H160V173H158ZM190 174V173H189ZM238 174V173H237ZM49 175V174H48ZM187 175V174H186ZM185 175V176H186ZM233 175V174H232ZM52 176H56V175H52ZM161 176V175H160ZM163 176V175H162ZM177 177V179H175V178H173V177ZM184 176V177H185ZM263 176V175H262ZM91 177H93V176H91ZM68 179H72V178H68ZM157 179V178H156ZM155 179V180H156ZM183 179V178H182ZM228 179H232L231 181L230 180H228ZM248 179H250V178H248ZM72 180H74V179H72ZM202 180V179H201ZM238 180H240V179H238ZM238 180H236V182H238ZM244 180V179H243ZM97 181V180H96ZM235 181V180H234ZM81 182H85V183H89V184H93V185H97V182H93V181H91V182H88V181H81ZM158 182V181H157ZM182 182V181H181ZM199 182H201V181H199ZM203 182V181H202ZM201 182V183H202ZM152 183H154V182H152ZM197 183V182H196ZM198 184V183H197ZM226 184V185H227ZM258 184H259V182H258ZM262 184V186H260V188H258V189H262L263 191H264V179H263V182L261 183ZM155 185H157L156 183H155ZM206 185V186H207ZM99 186V185H98ZM132 186H135L136 187V189L139 191L138 192V194L137 195H133V194H130V189H131V187ZM228 186V185H227ZM242 186V185H241ZM258 185H256L255 187H259ZM242 188V187H241ZM110 189V190H109ZM239 190H240V188H238ZM237 189V190H238ZM200 190H202V189H200ZM249 190V189H248ZM262 190H260V191H262ZM228 189H227V193H228ZM235 191V190H234ZM263 191H262V193L261 194H263ZM200 192V191H199ZM201 192H203V190L201 191ZM235 192H237V191H235ZM249 192V191H248ZM171 194L173 195V197H171ZM243 194V193H242ZM259 194H260V192H259ZM260 194V195H261ZM239 195H241V194H239ZM260 195H258V197L260 196ZM236 196V195H235ZM235 196L234 197H232L231 196V198H235ZM256 196V193H255V195H254V197ZM220 197V196H219ZM240 196H238L237 198H239ZM257 197V198H258ZM260 197H264V196H260ZM252 199H253V197H251ZM241 199H242V197H241ZM248 199H250V197H248L247 198V200ZM171 200H173V199H171ZM214 200V201H213ZM260 201H258V206H259V208L258 209H256V207H254L255 208V211L256 210H260V213H258L259 215H256V217H257V220H253L252 218H250L249 217V214H247V212H244L243 210H240L239 212H234L233 210H232V213H230L231 215H230V219L232 218V219H240V223H242V221H241V219H244V223H243V227L244 228H246V230H245V235H246V237H248L250 240H251V242H253L257 247H261L262 248V250H264V199L262 200V198H260L259 199ZM222 201V200H221ZM229 200H227V202H228ZM232 201V200H231ZM237 201V200H236ZM235 201V202H236ZM241 200H239V202H240ZM250 201H252V200H250ZM249 201V202H250ZM256 201V200H255ZM238 202V201H237ZM241 202H243V201H241ZM257 202V201H256ZM255 202V203H256ZM222 203V202H221ZM228 203H230V202H228ZM252 203H254V202H252ZM239 205V204H238ZM222 207L219 209V211L220 210H222V208H223V205H221ZM254 206H256V204L254 205ZM213 208V209H212ZM250 208H251V210H252V207L250 206ZM253 208V209H254ZM169 211H174V210H169ZM254 211V210H253ZM257 211V212H258ZM214 213H215V211H213ZM231 212V211H230ZM250 212H252V211H250ZM213 213V214H214ZM185 214V213H184ZM255 214H257V213H255ZM255 216V215H254ZM250 218V219H249ZM237 221V220H236ZM235 223V222H234ZM237 223V222H236ZM239 223V222H238ZM237 223V224H238ZM233 226H234V224L232 225V226H230L229 225V229L230 230H233V229H235V228H233ZM239 226H240V224H239ZM238 226V227H239ZM240 228V227H239ZM241 229V228H240ZM218 230H215V232L218 234V232H217ZM215 233V234H216ZM219 235V234H218ZM216 236V235H215ZM220 240V239H219ZM223 243V242H222ZM226 245V244H225ZM226 246H228V245H226ZM228 247H230V246H228ZM260 248V249H261ZM236 251H238V250H236ZM239 252H241V251H239ZM241 253H243V252H241ZM244 254V253H243ZM245 255H247V254H245Z\"/></svg>", "mask_w": 264, "mask_h": 264}]
</instances>
